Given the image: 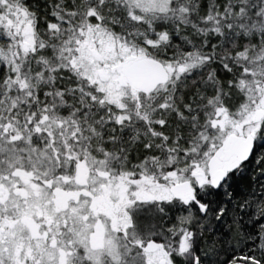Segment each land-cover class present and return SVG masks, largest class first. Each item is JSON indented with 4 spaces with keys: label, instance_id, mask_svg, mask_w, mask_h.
Masks as SVG:
<instances>
[{
    "label": "snow or ice",
    "instance_id": "6c2138e0",
    "mask_svg": "<svg viewBox=\"0 0 264 264\" xmlns=\"http://www.w3.org/2000/svg\"><path fill=\"white\" fill-rule=\"evenodd\" d=\"M0 264H264V0H0Z\"/></svg>",
    "mask_w": 264,
    "mask_h": 264
},
{
    "label": "trees",
    "instance_id": "16d2710c",
    "mask_svg": "<svg viewBox=\"0 0 264 264\" xmlns=\"http://www.w3.org/2000/svg\"><path fill=\"white\" fill-rule=\"evenodd\" d=\"M238 183H242L241 181H238Z\"/></svg>",
    "mask_w": 264,
    "mask_h": 264
}]
</instances>
